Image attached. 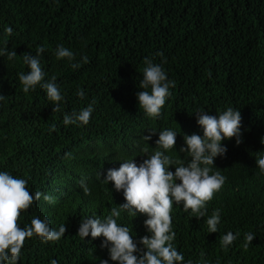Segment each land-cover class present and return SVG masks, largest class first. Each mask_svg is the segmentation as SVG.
<instances>
[{"label":"trees","instance_id":"16d2710c","mask_svg":"<svg viewBox=\"0 0 264 264\" xmlns=\"http://www.w3.org/2000/svg\"><path fill=\"white\" fill-rule=\"evenodd\" d=\"M5 44L17 57L0 56V95L6 97L0 100V172L56 200L50 204L42 196L21 212V228L45 217L53 230L66 227L56 242L26 239L16 264H115L101 247L103 237L77 235L82 221L104 220L125 203L122 190L102 182L107 172L132 159L139 166L156 150L159 132L171 130L176 143L165 154L174 173L177 161H191L180 152L183 137L203 136L196 115L219 116L228 108L240 111L242 142H221L227 151L214 159L212 172L220 170L226 180L203 218L173 204L172 244L184 257L181 264H264V174L256 166L264 156V0H0V47ZM61 45L74 53L73 61L56 58ZM39 47L45 49L44 82L55 76L64 96L60 112H52L46 90L37 85L25 93L19 81L30 71L22 55H35ZM145 58L175 82L158 118L148 117L136 98L145 90L139 88ZM89 104L94 111L87 125L63 123L65 113ZM152 132L146 143L143 136ZM217 209L218 231L209 233L206 221ZM147 218L127 211L114 217L138 248L151 235ZM228 232L238 235L225 248ZM246 233L255 235L247 249Z\"/></svg>","mask_w":264,"mask_h":264},{"label":"clouds","instance_id":"9594fccd","mask_svg":"<svg viewBox=\"0 0 264 264\" xmlns=\"http://www.w3.org/2000/svg\"><path fill=\"white\" fill-rule=\"evenodd\" d=\"M5 33L10 36L12 28H5ZM44 50L43 47H39L35 55H22L23 62L30 71L27 74L21 72L19 81L25 93L30 90L35 91L37 85L46 90L48 100L54 105L52 112H60V102L64 100V96L55 83L56 77L53 76L50 81L44 82L45 73L41 67V54ZM157 55L162 56L163 53ZM0 56H6L11 61L17 57V54L9 50L5 44L4 47H0ZM56 58L58 60L67 58L71 62L75 56L70 49L61 45L56 50ZM82 60L83 63H88L86 56ZM144 64L146 67L143 69L139 88L145 90L137 92L138 107L142 108L148 117L158 118L170 96L169 89L175 87V82L169 81L161 65L154 64L150 58H145ZM71 67L78 69L80 64L71 63ZM77 95L83 99L85 93L83 90H78ZM5 98L0 95V100ZM93 111L92 104H89L79 113H65L63 123L87 125ZM196 116L197 124L203 130V136L192 134L183 137L185 147H182L180 152L188 153L191 157L190 163L186 166L180 160L177 161L179 166L175 167V172L169 171L174 161L165 153L173 151L177 134L171 130H164L159 132L156 150L150 157L144 159L139 166L133 162V159L120 163L119 168L110 169L102 181L106 184L111 182L117 192L122 190L125 203L113 207L111 214L104 220L95 216L82 221L77 235L83 239L89 235L92 239L103 237L101 247L108 249L109 257L115 264H181L184 261L183 255L172 244L175 239L171 218L173 204L182 203L185 211L190 209L193 216L203 218L208 202L213 199L226 180L220 170L212 172L214 159L218 156L223 157L227 151L221 142L233 138L236 139L237 145L242 142L239 110L228 108L219 116L208 115L203 111ZM51 130L54 131V127ZM154 134L156 133L152 132L143 136V140L147 143ZM256 166L260 173L264 174V156L256 161ZM176 181L179 183L177 184ZM27 183L26 179L16 178L6 171L0 172V264H16L26 239L35 236L41 241L56 242L65 235L64 224L58 231L53 230L46 217L43 220L33 218L30 226L20 227L21 212L29 209L42 196L44 201L50 204L56 202L51 195L39 191L35 194L30 193ZM80 183L85 194H89L90 190L83 179ZM121 211H127L133 217L137 213L148 217L144 225L151 235L140 239L141 248L137 247V242L130 234L129 228L118 225L114 219L120 217ZM219 223L220 212L217 209L206 221L209 233H216ZM237 235L232 232L225 234L222 237V246L227 248L232 245ZM254 236L253 233L245 234V249L251 245ZM51 264H56V261L52 260ZM101 264L108 262L101 261Z\"/></svg>","mask_w":264,"mask_h":264}]
</instances>
